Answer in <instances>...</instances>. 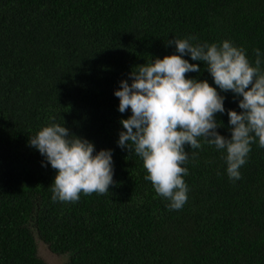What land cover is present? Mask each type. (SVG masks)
<instances>
[{
    "label": "trees",
    "instance_id": "1",
    "mask_svg": "<svg viewBox=\"0 0 264 264\" xmlns=\"http://www.w3.org/2000/svg\"><path fill=\"white\" fill-rule=\"evenodd\" d=\"M192 36L230 40L255 66L264 0H0V264H46L39 244L66 264H264V147L252 144L232 181L223 151L186 145L188 199L171 210L141 158L117 146L131 114L117 110L119 82ZM184 58L201 69L187 78L215 87L203 62ZM220 94L217 131L230 138L227 110L240 109ZM51 123L113 151L109 192L51 199L56 172L29 143Z\"/></svg>",
    "mask_w": 264,
    "mask_h": 264
},
{
    "label": "clouds",
    "instance_id": "2",
    "mask_svg": "<svg viewBox=\"0 0 264 264\" xmlns=\"http://www.w3.org/2000/svg\"><path fill=\"white\" fill-rule=\"evenodd\" d=\"M195 39L168 41L175 54L138 66L113 93L119 99L117 110L131 113L119 121L123 130L118 133L117 146L141 158L145 179L171 210H180L188 199L186 145L194 150L207 143L223 151L232 181L242 178L240 169L247 163L252 144L264 147V53L254 49L253 66L247 50L230 40L193 44ZM185 56L205 64L215 87L207 80L186 77L201 69ZM229 91L240 111L227 110L231 135L226 138L217 131L223 125L216 114L226 112V97L220 93ZM29 143L44 157L42 166L50 165L56 172L51 184L54 202H77L81 193L104 194L114 183L113 151H97L86 138L71 134L64 123L42 127Z\"/></svg>",
    "mask_w": 264,
    "mask_h": 264
},
{
    "label": "rangeland",
    "instance_id": "3",
    "mask_svg": "<svg viewBox=\"0 0 264 264\" xmlns=\"http://www.w3.org/2000/svg\"><path fill=\"white\" fill-rule=\"evenodd\" d=\"M38 255L46 264H64L67 261L66 255H55L42 244L38 245Z\"/></svg>",
    "mask_w": 264,
    "mask_h": 264
}]
</instances>
